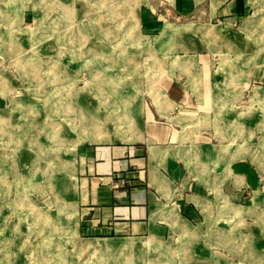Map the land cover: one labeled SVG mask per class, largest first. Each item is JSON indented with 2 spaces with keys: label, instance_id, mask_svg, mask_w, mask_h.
<instances>
[{
  "label": "rangeland",
  "instance_id": "1",
  "mask_svg": "<svg viewBox=\"0 0 264 264\" xmlns=\"http://www.w3.org/2000/svg\"><path fill=\"white\" fill-rule=\"evenodd\" d=\"M0 264H264V0H0Z\"/></svg>",
  "mask_w": 264,
  "mask_h": 264
},
{
  "label": "crops",
  "instance_id": "2",
  "mask_svg": "<svg viewBox=\"0 0 264 264\" xmlns=\"http://www.w3.org/2000/svg\"><path fill=\"white\" fill-rule=\"evenodd\" d=\"M153 135H156V133H153ZM104 151H105L104 158L102 159V162L98 165L100 166V168L104 169L105 171L104 175H107L105 179H110L111 175H119V174L123 175L122 177L128 178V174L130 173V170H128V168L131 167V165H136L139 168H141L144 165V161L142 157H140L139 155L138 157L136 156L134 157L130 153V150L127 149L126 147L113 148L110 150L107 149ZM135 152H138L140 154V152L142 153V150L138 151V149H135ZM158 158L159 156L157 157V159ZM162 163H164L163 160ZM138 179H140L141 181L140 176H138ZM140 181L133 188L131 187L128 189L125 188V190L121 189L118 192H116V190L111 189L110 187H105L104 191H100L101 194L104 192L105 196H103L102 199H104L105 204L108 205V207L105 208L104 213L101 214L100 218L102 221H106L107 219H111V218L113 219V216L115 215V218L118 219L134 220L139 228L140 224L143 223L142 221H144L143 219H145L149 214L148 207L146 206L147 200H148V205H149V201H150V206L154 204L152 199L149 200L148 191H146V188L142 187L143 183ZM123 199L124 202L123 201L121 202V200ZM117 200L119 203H124L125 206L121 207V205L118 204L115 207L113 206L111 207V203ZM156 215L167 217L169 216V213L158 211ZM133 222H131L130 226L127 224L128 221L123 222L119 225L127 224L128 228H130V231L132 233L133 231L131 230V228Z\"/></svg>",
  "mask_w": 264,
  "mask_h": 264
},
{
  "label": "bare ground",
  "instance_id": "3",
  "mask_svg": "<svg viewBox=\"0 0 264 264\" xmlns=\"http://www.w3.org/2000/svg\"><path fill=\"white\" fill-rule=\"evenodd\" d=\"M79 38V37H78ZM76 39V38H75ZM3 120V119H2ZM91 136V135H90ZM92 137V136H91ZM38 214V213H37ZM59 221V220H58ZM60 222V221H59ZM85 243V242H84ZM79 244H83V242L82 243H80L79 242ZM82 246H84V245H82ZM96 248V247H95ZM95 252V251H94ZM134 258V257H133ZM124 261V260H123Z\"/></svg>",
  "mask_w": 264,
  "mask_h": 264
}]
</instances>
